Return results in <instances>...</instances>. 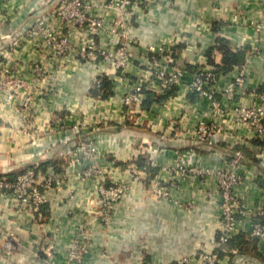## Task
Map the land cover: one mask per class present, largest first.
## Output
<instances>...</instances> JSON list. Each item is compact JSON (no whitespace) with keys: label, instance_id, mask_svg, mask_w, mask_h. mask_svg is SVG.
<instances>
[{"label":"crops","instance_id":"obj_1","mask_svg":"<svg viewBox=\"0 0 264 264\" xmlns=\"http://www.w3.org/2000/svg\"><path fill=\"white\" fill-rule=\"evenodd\" d=\"M41 1L0 0V33L18 27L21 37L13 57L24 63L44 61L36 48L38 40L33 41L25 33L38 14L36 10ZM88 2L91 14H105L103 0ZM48 10L44 8L42 14ZM132 34L135 40L131 60L109 76L99 75L92 63L69 53L46 59L50 62L46 66L49 75L43 82V90L30 94L41 114L39 123H35L37 137L28 139L17 131L15 140L0 142V158L15 157L16 160L20 157L24 159L21 164L55 161L69 157L80 138L92 137L101 153L98 156L100 165L109 169L104 175L105 181L129 182L132 177L129 165L137 156L136 143L147 142L145 140L150 138L147 127L152 126L161 132L160 138L164 136L160 139L161 145L153 146L152 154L146 159L152 172L147 170L148 176L143 177L142 183L131 180L128 194L116 205L110 223H101L96 215V179L80 181L76 174L84 162L67 166L68 161L64 169L69 185L62 191L53 188L46 191L48 201L42 208L43 217L34 218L27 210L15 212L12 207L2 205L0 264H66L68 246L78 229L85 235L87 245V253L80 264H165L173 261L205 264L198 258V252H216L220 225L218 204L221 197L215 174L187 172L180 177L175 171L162 173L160 167H170L182 160L190 166L215 167L229 144L245 146L253 157L244 156L247 174L244 172L237 194L246 207L264 208V168L260 167L256 156L259 144L253 139L244 144L222 140L219 145L223 150L216 151L208 145L197 144L191 150L186 149L182 157L179 150L183 147L178 146L187 145L188 141L173 136L167 138L169 119L179 116L184 109L193 117V114L208 112L205 101H200L195 94L188 98L180 88L162 103L152 102L148 108L143 107V115L139 111L130 112L122 102L132 81L155 73L153 62L159 58L158 54L149 52V47H174L177 54L184 53L181 60L190 71L202 66L218 69L222 61L221 50L214 47L218 38L242 57L228 74L236 73L237 67L242 65L248 85L264 89V0H159L147 11L136 13ZM77 39V36L72 37L73 42ZM100 40L103 44L110 41L105 35ZM102 76L112 84V93L103 98L91 93L96 80L100 81ZM229 106L232 117L234 104ZM20 107L18 101L13 105L0 104V115L19 125L22 123ZM53 113L61 116L57 123L50 120ZM58 122L62 123V128ZM137 123L142 124L135 127ZM76 128L79 132L74 131ZM3 133L6 134V129ZM140 144L138 147L145 149ZM108 152H111L110 157L106 156ZM248 175H255L257 180ZM156 178H161L159 184L168 185L167 197L157 199L151 194L150 187ZM239 227L246 232L250 227L249 219H241ZM9 231H13L16 240L12 250L6 252L3 241ZM257 245L263 247L256 241L255 250L225 249L218 255L216 264H264V253L259 252Z\"/></svg>","mask_w":264,"mask_h":264},{"label":"built area","instance_id":"obj_2","mask_svg":"<svg viewBox=\"0 0 264 264\" xmlns=\"http://www.w3.org/2000/svg\"><path fill=\"white\" fill-rule=\"evenodd\" d=\"M158 1L103 0L102 6L105 14L93 15L90 12L91 3L88 0H42L36 10L38 14L36 13L33 23L29 25L25 33L33 41L38 40L36 48L42 53L44 61L35 60L24 63L13 57L15 46L21 37L18 27L0 33V104L13 105L18 101L21 106L23 98L33 100V95L30 94L33 91L41 93L43 82L49 75L46 72V66L50 62L46 59L57 58L64 53L92 63L99 75L115 74L133 56L135 39L132 27L136 13L147 11L152 4ZM47 7L49 10L42 14L44 8ZM56 21L59 24H55ZM64 29L67 30L64 31ZM103 35L109 37V44L101 42L100 37ZM75 36L78 37V41L73 42L72 37ZM149 52L158 54L159 59H155L152 66L155 73L147 77L140 76L132 81L128 93L122 97V102L128 106L130 112L139 111V114L143 115L145 110L142 102L144 92L147 90L160 95L171 87H177V90L183 88L186 95L194 93L200 101H205L209 111H203L199 115L193 114V117L189 116L191 112L184 109L179 116L169 119V130L174 136L183 138L189 143L199 142L202 145H208L215 151L214 146L219 145L222 140L235 141L239 144H244L249 139L264 142V89L248 85L246 72L242 65L236 66L238 71L234 74L217 73L215 67L206 66L196 67L190 71L182 63L184 53L177 54L172 46H151ZM28 73L30 74L29 80L26 77ZM98 82L99 80H96V83ZM45 92L47 91L45 90L44 94ZM177 93L176 91L175 94ZM185 101L190 104L189 100ZM229 104H234L232 117H230L232 110ZM22 110L21 106L19 113H23ZM60 118L58 114L57 119L53 116L50 120L59 121ZM4 129H6V134L3 133ZM17 131L24 135L27 133V126L22 123L16 125L0 115V142L15 140ZM74 131L79 132V129L76 128ZM86 139L81 138L70 155L73 163H80V159L84 162L80 181L89 178L96 179L95 190L98 194L96 215L101 223H109L113 206L128 191L129 184L124 181H112L111 183L105 181V170L97 162L96 152L94 154L91 151L94 148H90ZM233 146L232 144L227 145L226 151L219 157L220 163L215 167L190 166L182 161L183 163H176L170 167L164 165L160 167V171L162 173L175 171L180 177H184L187 172L202 175L215 174L221 197L218 204L219 242L225 243L228 238L244 232L249 237L256 238L258 243L263 244V247L257 245V249L260 253H264V208L246 207L237 194V187L245 177L244 172L247 174V166L243 155L233 150ZM227 152L234 154L227 156ZM256 156L260 167L264 168V143L258 145ZM137 159L136 156L129 165L133 180L137 178V174L143 177L148 176L145 166L137 167L135 162ZM38 165L39 163L34 161L13 177L0 173V209L2 205H7L15 212L27 210L33 214L34 218L43 217L42 208L48 201L46 191L54 189L53 180L56 178L52 170H36ZM248 176L257 180L255 175ZM160 179L156 178L153 181V191H156L159 196L167 197L169 195L168 185L159 184ZM246 217L249 219L250 227L245 232L239 227V222ZM15 240L13 231L5 233L3 246L6 252L12 250ZM86 253L85 235L81 229H78L68 246L66 264L83 263ZM198 258L205 264H216L218 261L217 252L200 251ZM165 264H182V261Z\"/></svg>","mask_w":264,"mask_h":264},{"label":"rangeland","instance_id":"obj_3","mask_svg":"<svg viewBox=\"0 0 264 264\" xmlns=\"http://www.w3.org/2000/svg\"><path fill=\"white\" fill-rule=\"evenodd\" d=\"M21 106H22V109H23L22 110V112H23L22 113V125H26L27 126V133H25L24 136H27L28 139L30 137L31 138L34 137L36 139L37 133H35V130H36V126H35L36 124L35 123H39V118L41 117V114H40V111H39V108H38V104L36 103V100H30V99H24L23 98L22 99V102H21ZM58 114L59 113H53L52 114V117L54 116L55 119H57L58 118ZM30 120H31V122H30ZM55 122H56V120H55ZM61 124H62L61 122H58V125L59 126ZM141 124L142 123H137L135 125V127H138V125H141ZM151 127L152 126L147 127V131H148V129L150 130V138L147 139V140H145L147 142H143V144H142V142L139 141V144L141 143L140 145L144 146L145 149H143L140 146L138 147L139 144L136 143V155H137L139 161H140V159L141 160L148 159V157L150 156V154H152L151 152L154 150L153 149V146H157L158 147L159 145H161V143H160L161 142L160 141V135H161L160 133L161 132L156 127H154V128L152 127L153 129ZM162 131L165 132L163 129H162ZM169 131L168 132L166 131V134H167L166 136H167L168 139L169 138H172V136H173L174 138H178L180 140H184L183 138L174 136V134L173 133H169ZM162 138H164V136ZM94 141H95V139L92 138V137H88L86 139V142L89 144L90 148H94V150H91V151L94 152V154L96 152V158L98 160L97 162H99L98 156L100 157V154L101 153H100V151L98 149V146L95 144ZM0 144H2V143H0ZM150 146H152V147H150ZM218 146L220 147V145H218ZM178 147H183V148H181L179 150V152L181 153L180 155H185V152L184 151H186V149L191 150V148H192L189 144H187V145L186 144H182V145H180ZM142 150H143V152H141ZM189 150H187V151H189ZM0 153H2V150L1 149H0ZM7 155H9V154H7ZM106 156L107 157H110L111 156V152H108L106 154ZM139 157H142V158H139ZM65 158H66V163L63 166L61 165L60 170H56V169H54V167H52L50 165L47 166V168L45 169V171L52 170L53 174L55 175V178L56 179L53 180V183L55 185L54 186V190H57V191L58 190L59 191H62L66 186L69 185V181L67 180V177H66V170L64 169V167L67 165V162L69 161V163H68L67 166L78 165L77 163H73V160H72L70 154H69V157L67 155V157H65ZM14 159H15V157H14ZM14 159L12 157H7V158L3 157L2 159L0 158V173H6V175H8V176L11 175V177H13L17 172H19V171H21V170H23V169H25L27 167V164H25V163L24 164H21L20 163V161L22 162L24 159H20V157H19V159H16V160H14ZM81 161L82 160L80 159V162ZM182 161H180V163H183ZM184 163L185 164H189V163H186V162H184ZM39 164H40V162H39ZM136 165H137V163H136ZM100 166L102 167V169L105 170L104 175L107 174V172L109 171V169H107L106 166H102V165H100ZM82 169H84V168H80L77 171L76 176H77L78 179L82 175ZM38 172H40V171H38ZM136 176H137V178H136L137 180H133V179H131V180L142 183L143 182V179H144L143 176L142 175H138V174ZM105 179H106V177H105ZM131 180L129 182L125 181L124 183L130 184ZM150 188H151V194L154 195V197H156L157 199H159L160 197H162L161 195L160 196L157 195L156 191L155 192L153 191V187H150ZM127 194L128 193L126 192L125 195L113 206V208H112V214L114 213L113 211H114L116 205L119 202L123 201L126 198ZM111 217H112V215H111ZM109 223H110V221H109Z\"/></svg>","mask_w":264,"mask_h":264},{"label":"trees","instance_id":"obj_4","mask_svg":"<svg viewBox=\"0 0 264 264\" xmlns=\"http://www.w3.org/2000/svg\"><path fill=\"white\" fill-rule=\"evenodd\" d=\"M217 41L218 42L214 47L216 49L221 50L222 61H221V66H219L218 69L216 68L215 70L217 73L219 72L226 73L230 71L234 65L239 63L242 57H241L240 52L231 50L222 38H218ZM111 87H112L111 80L105 76H102L100 81L96 85H94V87L91 89V93L94 96H100L103 98V97H106L108 94L112 93ZM176 91H177V87H171L169 90L165 91L164 94L158 95V94H155L147 90L144 92V100L142 102V106L144 108H148L152 102L162 103L168 96L175 94ZM189 94H188V98H192L194 96V93H189ZM253 142L256 144L264 143L263 141H259L258 139H253ZM232 149L239 151L243 155V157L245 156V157L253 158L251 151L248 150L245 146L236 145V146H233ZM139 158H142V157H139ZM140 161L139 159L136 160L137 167L145 166L146 169L151 173L152 172L151 166L149 165L147 160L140 159ZM65 163H66V158L60 157L56 159L55 161L40 163L36 167V170L45 171V169L49 165L54 167V169L56 170H60L61 165L63 166ZM9 177H11V175H9ZM219 237H220V232H218L217 234V249H216L217 255L223 254L225 249L227 250L232 249V248L241 249V250L243 249L244 250H250V249L255 250L256 249L255 243L257 239L254 237L252 238L248 237L244 233H239V234H236L228 238L225 243H220ZM259 255H262V254L259 253ZM263 258H264V255H263Z\"/></svg>","mask_w":264,"mask_h":264},{"label":"water","instance_id":"obj_5","mask_svg":"<svg viewBox=\"0 0 264 264\" xmlns=\"http://www.w3.org/2000/svg\"><path fill=\"white\" fill-rule=\"evenodd\" d=\"M161 138H162V137H161ZM161 138H160V139H161ZM188 144H189L191 147H192V146H197V144L202 145V144L199 143V142H193V143H188ZM214 148H215L216 150H218V149H222V148H220L218 145H215ZM222 150H223V149H222ZM225 151H226V150H225ZM225 151H223V152H225ZM233 154H234V153H232V152H227V153H226L227 156H232ZM33 162H34V161H33ZM35 162H38V163H39V161H35ZM31 163H32V162H30L29 164H27V166L30 165Z\"/></svg>","mask_w":264,"mask_h":264}]
</instances>
